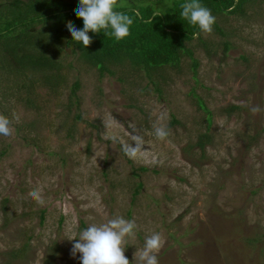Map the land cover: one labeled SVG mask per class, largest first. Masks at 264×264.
<instances>
[{
  "label": "rangeland",
  "instance_id": "rangeland-1",
  "mask_svg": "<svg viewBox=\"0 0 264 264\" xmlns=\"http://www.w3.org/2000/svg\"><path fill=\"white\" fill-rule=\"evenodd\" d=\"M216 24L222 35L189 46L196 74L183 58L160 96L144 80L119 82L121 69L99 80L67 51L57 96L36 91L38 111L0 107L14 129L0 136V264H80L69 240L116 216L137 226L130 264L153 232L165 241L159 264H264V0Z\"/></svg>",
  "mask_w": 264,
  "mask_h": 264
},
{
  "label": "trees",
  "instance_id": "trees-1",
  "mask_svg": "<svg viewBox=\"0 0 264 264\" xmlns=\"http://www.w3.org/2000/svg\"><path fill=\"white\" fill-rule=\"evenodd\" d=\"M256 1L200 0V3L209 8L215 18H237ZM184 2L118 0L115 10L133 18L130 34L117 40L111 35L110 28L97 34L90 32L93 42L87 48L73 42L66 28L68 21L78 29L83 27L75 13L79 0L0 2V107L17 103L25 110L38 111L36 91L46 89L52 96H57L65 84L62 71L67 51L77 62L94 68L99 80L105 76L114 77L115 70L121 69L119 82L130 78L144 80L160 96L162 87L169 80L165 71L178 70L183 58L190 61L192 73L196 74L198 64L189 46L196 41L201 43V32L198 26L181 17ZM157 12L160 15H155ZM213 28L222 35L216 21ZM228 47L226 43L224 48ZM78 90L79 83L75 81L69 90L68 107ZM198 107L205 110L200 102ZM178 124L172 118L169 127ZM197 139L195 147L203 151L207 135ZM4 154L5 151L1 152ZM40 216L42 218L43 213ZM24 248L26 245L10 252V256L21 254Z\"/></svg>",
  "mask_w": 264,
  "mask_h": 264
},
{
  "label": "clouds",
  "instance_id": "clouds-1",
  "mask_svg": "<svg viewBox=\"0 0 264 264\" xmlns=\"http://www.w3.org/2000/svg\"><path fill=\"white\" fill-rule=\"evenodd\" d=\"M117 4L118 0H79L75 13L76 17L83 22L82 29H78L71 21L66 23L72 41L87 48L93 42L90 32L97 34L109 28L111 35L117 40L127 37L130 34L133 18L124 12L116 11ZM181 9V17L198 26L200 32L205 34L212 32L216 18L209 8L200 3V0H185L181 4ZM155 15L160 14L157 12ZM251 111L255 114L260 111V108L254 106ZM13 131L12 121L0 113V136L9 137ZM154 132L160 139H166L170 135L166 125L156 127ZM134 139L141 141L142 144V138ZM130 150L137 152L140 150V145H134ZM29 195L43 203V198L38 191L33 190ZM136 227L134 221L122 216L111 218L106 223L89 224L69 240L74 241L71 255L75 257L79 253L80 264H130L125 255L126 243L129 236H134ZM164 243L163 237L158 232L147 236L139 255L141 264H159L155 253L163 247ZM135 255L136 252L134 257Z\"/></svg>",
  "mask_w": 264,
  "mask_h": 264
}]
</instances>
